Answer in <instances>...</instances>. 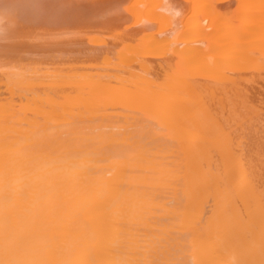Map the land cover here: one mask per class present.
Returning a JSON list of instances; mask_svg holds the SVG:
<instances>
[{
    "label": "bare ground",
    "instance_id": "6f19581e",
    "mask_svg": "<svg viewBox=\"0 0 264 264\" xmlns=\"http://www.w3.org/2000/svg\"><path fill=\"white\" fill-rule=\"evenodd\" d=\"M168 2L0 0V264H264V0Z\"/></svg>",
    "mask_w": 264,
    "mask_h": 264
},
{
    "label": "clouds",
    "instance_id": "9594fccd",
    "mask_svg": "<svg viewBox=\"0 0 264 264\" xmlns=\"http://www.w3.org/2000/svg\"><path fill=\"white\" fill-rule=\"evenodd\" d=\"M141 8L144 7L143 4L140 5ZM158 11L159 13H161L163 16H166V17H169L172 21V24H173V27H175V24L174 22L179 19L181 16H183V11L182 9L180 8H177L173 5H171L168 0H163V5L160 6L158 8ZM3 25H4V22L3 21H0V30H3ZM140 27H146V26H150V21L146 18L142 19L140 21ZM159 35L161 36V38L165 35H171L172 38L175 40L178 36V32H172V33H168V32H164V31H161L159 33ZM182 46V45H181ZM202 46H205V45H202ZM206 47V46H205Z\"/></svg>",
    "mask_w": 264,
    "mask_h": 264
}]
</instances>
